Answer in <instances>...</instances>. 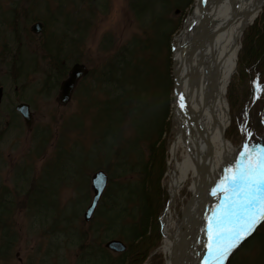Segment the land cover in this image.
<instances>
[{"label":"rangeland","instance_id":"rangeland-1","mask_svg":"<svg viewBox=\"0 0 264 264\" xmlns=\"http://www.w3.org/2000/svg\"><path fill=\"white\" fill-rule=\"evenodd\" d=\"M36 1L0 0V19H4L3 24L0 22V85L4 89L1 110L12 113L13 106L22 101L30 105L33 114L30 131L23 121L16 120V128L12 127L0 136V193L6 191L7 201L12 202L0 210V264H86L84 260L87 258L92 261L101 258L100 247L108 252V256L115 258L121 253L106 249L104 244L110 239H117L127 246L118 234L120 228H112L114 236H108L106 222L101 218L99 221L96 218L89 222L83 220V212L92 195L91 175L103 170L111 182L110 173H115V166L122 162L113 154L119 149L123 150L120 152L128 162L146 163L150 156L149 141L156 138L159 139L156 153L159 157L163 150L166 162L165 172L159 176L160 188L170 197L173 162L169 148L174 137L172 90L166 89L162 94V80L158 81L154 76L149 78L147 100L154 101L151 113H131L129 117L122 113H96L105 108V94L99 85L92 86L90 92H83L78 85L70 102L59 106L56 97L61 80L55 88L45 86L50 64L39 43L44 26L38 36L30 31L35 21L24 22L30 19L26 16L31 13L72 22L70 29H79L74 36L78 42L67 45L66 53L70 56L73 53L72 57H78V61L89 69L106 59L109 54L107 49H114L134 38L154 39V24L147 14H144L143 20L136 17L131 0H62L61 8L60 0H42L49 6L47 10ZM164 1L166 7L159 9L162 10V23L168 19L169 27L176 28L169 41L160 45L158 54L154 53L150 58V52L141 51L139 56L146 61L151 59L158 69V76L172 81L174 38L182 30L196 0ZM12 18L14 22H11ZM155 20H159L158 15ZM69 32L72 34V31ZM74 62L68 61V69ZM248 97L244 96V99L248 101ZM247 101L244 133H252L248 138L250 143L264 145L260 125L264 113H258L261 100L253 98ZM231 114L232 111L229 117ZM165 121H170L169 133L161 131L158 134L156 125L162 128ZM116 132L118 141L109 152L102 141L111 144L112 140L107 137L112 138ZM104 133L107 137L103 139ZM227 138L241 148L246 137L244 135L240 143L238 138ZM163 139L165 147L162 149ZM129 142L131 145H127ZM176 157L180 158V151ZM159 172L155 168L154 179ZM116 175L112 178L113 185H126L140 179L139 173L133 170L126 176L119 175V170H116ZM188 184L185 182L170 207L174 219L186 202L187 194L183 190L189 194ZM128 220L130 218L124 223ZM255 234L256 231L229 257V264H264V237L259 241L254 238ZM162 241L161 234L150 255H161L164 264L160 248ZM150 255L142 264L151 262Z\"/></svg>","mask_w":264,"mask_h":264},{"label":"trees","instance_id":"trees-1","mask_svg":"<svg viewBox=\"0 0 264 264\" xmlns=\"http://www.w3.org/2000/svg\"><path fill=\"white\" fill-rule=\"evenodd\" d=\"M43 2L38 0L40 6L45 7V10H47L49 6ZM60 2L59 8H61L63 1L60 0ZM36 3L37 1L34 2V5ZM130 4L138 19L143 20L145 18L144 14H147L149 21L153 22L155 29L154 39L140 40L134 38L114 49H107L109 54L106 59L100 65L90 68L88 74L80 81L79 85L83 92H90V88L97 85L104 92L105 100L103 105L105 108L98 110L96 113H122V115L125 114L128 117L131 113H151L154 101L147 100V96L149 78H153V76L158 81L162 80V94L166 89L172 90V81H168V78H163L162 75L158 76V69L151 62V59L146 61L139 56L141 51L150 52V58L153 57L154 53L158 54L160 45L162 46V43L166 44L169 41L170 34L176 28L169 27L170 21L168 19H165L164 23H162V10L159 11V9L166 7L165 1L131 0ZM27 12L29 11L27 10ZM30 12H32V9ZM156 15L159 17L158 21L155 20ZM13 18L11 22H14ZM26 18L30 19L28 21L25 20L24 24L29 21L42 20L44 30L39 43L45 58L50 64L45 86H48V89L55 88L59 80L68 71V61H78V57H72L74 56L73 53H71L72 56L68 55V52L66 53V47L69 44L78 42L74 39V36L78 34L79 29H70L72 22L66 19H49L41 17L39 14L33 15L32 13ZM2 20L4 19H0V22L3 24ZM69 31H72V34ZM262 89H264V6L253 23L245 28L241 36L237 69L226 91L229 113L232 111L230 125L225 131L226 138H238L240 143L244 137V133L241 131L244 113H246L245 104L247 100L244 99V96L245 98L249 96L248 101H252L253 98L257 101L259 98L261 105L258 108V113H264V91ZM260 125L264 133V118L260 121ZM161 126L164 130L156 125L158 134L161 131L168 134L170 121H165ZM117 132L112 138L107 137L105 133L102 135L103 139L107 137L112 140L109 145L104 140L102 141L109 152L118 141ZM158 142L159 139L156 140V138L149 141L150 156L146 163L128 162L126 156L120 152L123 151L122 149L113 153L114 158L120 159L122 162L115 166V173H110L111 182L109 181L92 220L96 218L99 221L101 218L103 222L105 221L107 234L109 233L108 236H114L111 231L112 228H120L118 234L127 243V249L118 254L117 257L112 258L106 254L108 252L104 248L100 247L101 258L93 259V261L87 258L84 260L86 264H142L145 257L148 254L150 255L151 251L157 246L161 235L159 216L168 200L166 191L160 188L159 176L161 172L162 175L165 172L166 162L163 150L162 155L159 157L158 153H156V144ZM164 144L165 140L163 139L162 149L165 147ZM127 145H131V143L129 142ZM155 168L160 171L156 179H154ZM116 170H119V175L122 176H126L132 170L133 172L136 171L139 173L140 179H135L131 183L127 182L126 185L124 183H114L113 185L112 178L117 176ZM0 194V210H2L6 206H10L12 202L9 203L7 201L8 195L6 191ZM129 203L132 205H129ZM129 218L130 220L124 223V220ZM0 224H2L1 219ZM261 226L262 230H259ZM260 227L254 235V238L259 241L264 237V223H261ZM0 247L2 248V246ZM7 247H9L8 241ZM229 263L230 259L226 264ZM149 264H163L161 255L153 254Z\"/></svg>","mask_w":264,"mask_h":264},{"label":"bare ground","instance_id":"bare-ground-1","mask_svg":"<svg viewBox=\"0 0 264 264\" xmlns=\"http://www.w3.org/2000/svg\"><path fill=\"white\" fill-rule=\"evenodd\" d=\"M263 3L264 0L206 2L202 22L200 6L195 1L182 30L174 38L173 69L177 74L181 67L178 82L188 92L189 115L184 122L179 107V97L183 95L173 94L174 137L169 148L173 168L169 195L174 202L185 182H189V194L186 190L183 193L187 194L186 200L191 193L194 199L181 224L178 223L180 213L174 219L170 207L162 221L160 248L165 264H203L207 252V218L220 203L212 190L219 183L223 168L234 162L241 149L225 136L229 123L226 91L237 69L242 32L254 21ZM202 33L205 37L189 59L187 53ZM172 243L176 248L171 256Z\"/></svg>","mask_w":264,"mask_h":264},{"label":"snow or ice","instance_id":"snow-or-ice-1","mask_svg":"<svg viewBox=\"0 0 264 264\" xmlns=\"http://www.w3.org/2000/svg\"><path fill=\"white\" fill-rule=\"evenodd\" d=\"M264 91V89H262ZM183 96L179 107L183 111ZM244 133V126H241ZM245 139L234 162L227 163L212 190L220 203L207 218V252L203 264H225L229 256L264 223V145Z\"/></svg>","mask_w":264,"mask_h":264},{"label":"water","instance_id":"water-1","mask_svg":"<svg viewBox=\"0 0 264 264\" xmlns=\"http://www.w3.org/2000/svg\"><path fill=\"white\" fill-rule=\"evenodd\" d=\"M214 0H197V2L199 3L200 6V13H201V21L204 22L205 20V9H206V5L205 3L207 2V4L212 3ZM264 6V3L262 4L261 8ZM260 8V9H261ZM252 23V22H251ZM202 26V24H201ZM31 32H33L34 34H40L41 30H42V23L37 21L34 24L31 25L30 27ZM205 37V33H202V35L200 36V38L198 39V41L194 44V46L189 50V52L187 53V55L189 56V59H191L195 52L197 51L198 47L200 46V44L202 43L203 39ZM185 57V56H184ZM184 57L181 61V66L183 65L184 62ZM181 69V67H180ZM180 69L179 71L176 72L173 69V49H172V78H173V94L175 93H182L183 95V103L185 104V108L183 109V120L184 122H187L188 120V115H189V99H188V92H186V90H182L180 88V84L178 82V76L180 74ZM89 72L88 67L80 62H75L71 65L67 76L60 82L59 84V91H58V95L56 97V101L58 103L59 106H65L67 105L72 97V94L78 84V82L80 81L81 78H83L84 76H86ZM1 97H2V87H0V101H1ZM16 110L21 114V116L23 117L24 123L27 127L28 130L31 129L32 124H33V115L31 113L30 110V106L28 103L26 102H20L16 105ZM91 191H92V195H91V199L89 204L87 205L86 209L84 210L83 213V219L84 221L88 222L91 220L94 211L99 203V200L107 186L108 183V175L103 171V170H97L95 171L92 175H91ZM193 194L191 193L189 196V199L186 200V203L181 207L180 209V216L178 219V223L181 224L183 222V215L185 212L189 211V208L192 204V200H193ZM173 203V199L169 197V201L167 203V207L164 210L163 214L161 215V225H162V221L166 216V210L171 207ZM172 251L171 256L174 255L175 253V248L176 245L172 243ZM105 247L113 252H123L126 250V245L124 242L117 240V239H110L105 243ZM164 264H165V255H164Z\"/></svg>","mask_w":264,"mask_h":264},{"label":"flooded vegetation","instance_id":"flooded-vegetation-1","mask_svg":"<svg viewBox=\"0 0 264 264\" xmlns=\"http://www.w3.org/2000/svg\"><path fill=\"white\" fill-rule=\"evenodd\" d=\"M0 87H2V86L0 85ZM3 91H4V89L2 87V96H3ZM1 106H2V97H1V101H0V136L4 131L6 132L7 130L11 129L12 127L16 128V126L14 124V122L16 120L23 121L21 114L18 113L15 109L16 104L14 106L12 105L13 106V112L12 113H4L1 110Z\"/></svg>","mask_w":264,"mask_h":264}]
</instances>
